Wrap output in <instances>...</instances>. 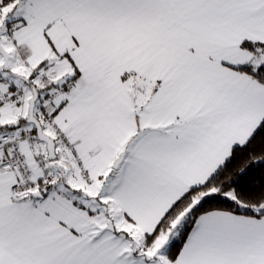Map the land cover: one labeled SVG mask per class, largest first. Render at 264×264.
Segmentation results:
<instances>
[{
    "label": "snow or ice",
    "instance_id": "snow-or-ice-1",
    "mask_svg": "<svg viewBox=\"0 0 264 264\" xmlns=\"http://www.w3.org/2000/svg\"><path fill=\"white\" fill-rule=\"evenodd\" d=\"M0 264H264V0H0Z\"/></svg>",
    "mask_w": 264,
    "mask_h": 264
}]
</instances>
